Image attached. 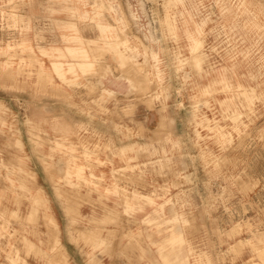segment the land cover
Returning a JSON list of instances; mask_svg holds the SVG:
<instances>
[{
    "label": "rangeland",
    "instance_id": "rangeland-1",
    "mask_svg": "<svg viewBox=\"0 0 264 264\" xmlns=\"http://www.w3.org/2000/svg\"><path fill=\"white\" fill-rule=\"evenodd\" d=\"M0 264H264V0H0Z\"/></svg>",
    "mask_w": 264,
    "mask_h": 264
},
{
    "label": "crops",
    "instance_id": "crops-1",
    "mask_svg": "<svg viewBox=\"0 0 264 264\" xmlns=\"http://www.w3.org/2000/svg\"><path fill=\"white\" fill-rule=\"evenodd\" d=\"M116 81H117V80H116ZM123 83H125V82H123ZM123 83L114 82L113 85H112L111 87H112V88L114 87V88L117 89V90H121V89H122V85H123ZM123 86H124V85H123ZM131 230H133V231L137 230V228L135 227V225H132V226H131ZM69 243H71V242H64V245L66 246V249H67V245H68ZM76 249H77V248H76ZM77 253H81V252H80V249L77 250ZM129 254H131V256H135V251H134V250L129 251ZM80 255H81L82 260L85 261V259H84V254L81 253Z\"/></svg>",
    "mask_w": 264,
    "mask_h": 264
}]
</instances>
